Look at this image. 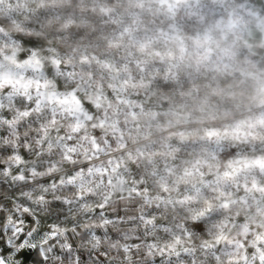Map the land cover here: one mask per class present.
I'll return each instance as SVG.
<instances>
[{
  "label": "clouds",
  "instance_id": "9594fccd",
  "mask_svg": "<svg viewBox=\"0 0 264 264\" xmlns=\"http://www.w3.org/2000/svg\"><path fill=\"white\" fill-rule=\"evenodd\" d=\"M0 264H264V0H0Z\"/></svg>",
  "mask_w": 264,
  "mask_h": 264
}]
</instances>
